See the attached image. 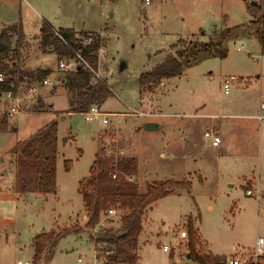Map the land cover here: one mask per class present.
<instances>
[{"label":"rangeland","instance_id":"374dc122","mask_svg":"<svg viewBox=\"0 0 264 264\" xmlns=\"http://www.w3.org/2000/svg\"><path fill=\"white\" fill-rule=\"evenodd\" d=\"M10 1L13 9L6 24L14 15L24 38H34L17 56L19 67L48 70L58 83L38 87L32 97L27 87L38 86L36 82L18 84L13 95L20 109L11 116L15 101L0 94V117L6 115L9 125L0 132V264L32 259L37 235L67 228L74 232L58 242L49 264H76L79 258L82 264H96L95 232L85 225L78 189L95 154L104 148L115 161L136 160L130 181L140 193L154 183H189L147 209L136 264L179 262V254L188 250V235L180 239L179 234L188 232L189 220L198 233L200 254L264 264V256L254 255L256 240L264 238V199L255 198L264 197V124L254 119L259 96L264 100V53L250 25V0ZM256 1L264 14V1ZM42 20L57 32L69 29L100 39L105 53L98 55L96 70L111 94L99 108L109 115L108 125L67 113L59 59L54 52L42 53L35 41ZM226 30L224 58L198 52L189 64L183 63L179 77L162 80L163 87L160 83L151 92L140 90V75L161 63L173 45L181 51L189 43L207 44ZM121 62L126 64L123 70ZM229 77L236 81L225 94L223 82ZM52 121L57 123V192L18 194L16 144ZM147 122L158 129L145 130ZM206 132L219 136L220 147L211 145ZM118 216L103 218L100 230L117 228ZM164 245L169 252L162 251Z\"/></svg>","mask_w":264,"mask_h":264},{"label":"trees","instance_id":"16d2710c","mask_svg":"<svg viewBox=\"0 0 264 264\" xmlns=\"http://www.w3.org/2000/svg\"><path fill=\"white\" fill-rule=\"evenodd\" d=\"M250 2L248 10L253 18L250 25L255 27V34L264 53V14L261 13L258 1ZM228 31L213 35L207 44L189 43L187 48L181 51H174L177 44L173 45L171 52L161 63L140 75V90L151 92L162 80L179 77L183 63L189 64L198 52H213L224 58L226 51L223 49L222 39ZM58 33L65 43L54 35L53 28L47 22L42 23L37 38L42 53L54 52L59 60L79 53L94 70L97 69L96 53L101 47L98 37H88L85 33H75L68 29H60ZM89 38L91 42L87 43L85 40ZM27 48L29 44L20 27L11 26L0 32V74L4 76L0 81V94H14L18 84L26 82L25 80L38 82L50 74L48 70L26 71L19 67L16 58L20 51ZM63 88L69 104L67 113L83 114L93 105L100 107L111 94L101 78H95L83 68L65 73ZM8 128V117L3 115L0 117V132H7ZM14 131L13 128L10 129V132ZM56 162L57 123L52 121L27 140L16 144V193L43 196L56 193ZM136 169L135 159L120 158L115 161L99 150L95 154L88 177L79 184L78 192L87 216L85 225L94 230L92 245L105 264H136L138 238L142 231V218L147 209L157 200L167 196L170 190L189 188L186 181H165L147 185L145 192L140 193L137 186L130 181ZM109 210H115L116 215H119L116 223L118 227L100 230L99 226L103 218H107ZM187 226L188 257L198 264H225V257L200 254L197 249V230L190 220ZM73 232L67 228L60 232L37 235L32 240L33 263L49 264L58 242Z\"/></svg>","mask_w":264,"mask_h":264},{"label":"built area","instance_id":"2783aa9c","mask_svg":"<svg viewBox=\"0 0 264 264\" xmlns=\"http://www.w3.org/2000/svg\"><path fill=\"white\" fill-rule=\"evenodd\" d=\"M264 1V0H261ZM146 4L148 3V0H145ZM54 35L61 40L63 43H65L63 41V39L61 38V36L59 35L58 32L54 31ZM87 43L91 42V39H87L85 40ZM241 50V49H239ZM105 51L104 49H102L100 47V49L97 51L96 55L98 57V55H102L104 54ZM78 68H83L84 70H87L89 72H91L93 74V76L95 78H99L98 72L97 70H94L90 64L81 56V54L79 53H75L74 56L69 57V58H63L60 59L57 63V69L59 72H63V73H70V72H74L76 71ZM4 79L3 74H0V81H2ZM27 81V80H25ZM236 81V79L234 77H229L227 79L224 80L223 82V91L225 94H228L231 85ZM26 83V82H24ZM58 83V80L55 81V73H50L46 78H44L42 81H38L36 82V84H38V86H35L34 84H30L27 87V92L29 94L30 97H32L33 95H35L37 93V88L38 87H50L53 86L54 84ZM161 87H163V83L160 84ZM12 93H7V96L9 97V99L14 100L15 101V108L11 109V112H8V114L14 115L16 113V111L18 109H20V101L18 98H16V96L13 95L14 98L12 97ZM263 98L260 99L259 102V106H258V112L255 115V120H257V122L259 124H264V100H262ZM84 117V122L86 123H97V122H101L103 125H108L109 121H108V114L104 113L101 111V109L97 106V105H93L89 108L88 111H86L85 113L82 114ZM204 137L209 139L211 141V145L213 147H217L220 143V138L215 135L214 133L211 132H206L204 134ZM103 153L106 155L107 150L104 148V150L102 149ZM115 176H113L114 178ZM246 195L251 197L253 196V191L251 190H247L246 191ZM256 200L259 202L262 199H264L263 196H260L259 194H257V196L255 197ZM115 216L116 215V211L115 210H109L107 212V216ZM102 224V223H101ZM180 239H186L187 238V233L185 231H181L179 234ZM103 248V246L101 247ZM162 251L167 253L170 251V248L166 245H164L162 247ZM107 254V253H105ZM254 255L256 256V258H260L264 256V238H258L255 242V246H254ZM94 256H95V263L96 264H105V261L103 260L102 257H99V253L97 251L94 250ZM16 264H34L32 259L30 260H26V261H17ZM76 264H82V259H78L76 261ZM174 264H198L195 261H193L192 259H190L188 257V252L186 254H183V252H181L179 254V262L174 263ZM225 264H246L241 262L239 259H231V260H226ZM252 264H257L256 262H253Z\"/></svg>","mask_w":264,"mask_h":264},{"label":"crops","instance_id":"0c3cea01","mask_svg":"<svg viewBox=\"0 0 264 264\" xmlns=\"http://www.w3.org/2000/svg\"><path fill=\"white\" fill-rule=\"evenodd\" d=\"M17 2H18V0H16ZM12 9H13V7H12V1H10V0H0V25H1V28H0V30H2V29H6L7 27H11V26H15V27H20L21 28V30H22V25H20V24H18L17 22H15L16 21V19L15 20H13L14 19V15H13V17H12V19L10 20V22H8L7 24H6V19H7V17H8V14H10L11 13V11H12ZM12 21H14L13 23H11ZM43 22H46L45 20H42V23ZM48 23V22H47ZM49 24V23H48ZM42 25V24H41ZM52 28H53V30L54 31H56L57 32V29L56 28H54L51 24H49ZM40 28H41V26H40ZM60 29V28H59ZM69 30V29H68ZM39 31H40V29H39ZM22 33H23V30H22ZM24 35V34H23ZM25 36V35H24ZM26 37V36H25ZM36 40V42L38 41V39L37 38H35ZM26 40V42L28 43V44H30L31 42L29 41V40H34V38L32 37H29L28 39H25ZM39 42V41H38ZM239 50V49H238ZM23 51V50H22ZM22 51H20V52H22ZM245 88V87H244ZM261 98H263V96H259V102H260V99ZM255 119V118H254ZM148 123V122H147ZM218 136V135H217ZM219 137V136H218ZM220 143H221V140H220ZM220 143H219V145L217 146V147H220ZM197 236H198V233H197ZM198 242H199V239H198ZM187 252H188V250H187ZM207 254H209V255H212V256H221V255H213V254H211V253H207ZM222 257V256H221ZM257 264H258V262H256Z\"/></svg>","mask_w":264,"mask_h":264},{"label":"water","instance_id":"95a60500","mask_svg":"<svg viewBox=\"0 0 264 264\" xmlns=\"http://www.w3.org/2000/svg\"><path fill=\"white\" fill-rule=\"evenodd\" d=\"M253 4L255 5L256 2H253ZM125 67H126V64L123 63V62H121V63H120V66H119V69H120V70H123ZM144 129H145V130H148V131L156 130V129H158V125L155 124V123H145V124H144Z\"/></svg>","mask_w":264,"mask_h":264}]
</instances>
